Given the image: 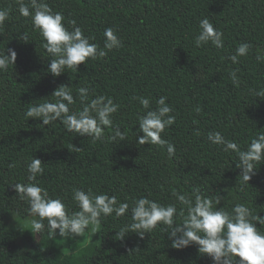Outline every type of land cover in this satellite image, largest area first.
I'll return each instance as SVG.
<instances>
[{
	"label": "trees",
	"instance_id": "1",
	"mask_svg": "<svg viewBox=\"0 0 264 264\" xmlns=\"http://www.w3.org/2000/svg\"><path fill=\"white\" fill-rule=\"evenodd\" d=\"M46 3L63 14L69 30V21L75 20L100 48L105 29L114 28L122 47L54 76L48 71L52 57L31 18L18 12L17 0H0V8L10 10L0 27V53L10 54L7 49L17 53L15 64L0 71V264H213L194 243L173 248L170 229L166 231L164 225L143 237L135 232L122 239L116 236L132 223L134 199L176 203L179 211L173 189L191 194L199 187L204 195L223 197L216 207L231 210L240 202L253 215L264 216V161L255 165L249 184L242 183L236 153L208 140L210 132H220L245 150L264 133V97L256 96L264 91V61L256 59L264 54V0ZM205 18L223 33V48L210 42L195 45ZM241 43H248L249 51L232 63L228 57ZM233 71L237 84L231 78ZM60 85L72 89L76 103L70 111L82 107L80 87L89 89L90 98L103 95L119 105L102 139L93 142L91 137L68 132L60 121L43 125L37 118L25 117L30 103L51 99ZM161 96L176 117L161 133L175 146L171 158L166 146L137 143L143 136L138 118L147 110L134 97L149 98V110H154ZM115 128L125 132V141L110 139ZM32 158L39 159L44 169L35 182L53 198H61L69 211H79L72 200L76 188L115 196L129 203L128 212L102 217L82 237L63 238L58 229L54 237L46 229L36 233L26 211L29 206L15 190V184L29 182L27 165Z\"/></svg>",
	"mask_w": 264,
	"mask_h": 264
},
{
	"label": "clouds",
	"instance_id": "2",
	"mask_svg": "<svg viewBox=\"0 0 264 264\" xmlns=\"http://www.w3.org/2000/svg\"><path fill=\"white\" fill-rule=\"evenodd\" d=\"M18 12L24 17H30L35 30L42 37L43 47L52 57L48 71L54 76H60L65 68H75L85 63L89 58L98 59L107 55V51L122 47L115 29L106 28L104 31V45L90 42L76 21H69L71 30L65 26V17L61 12L53 11L46 0H17ZM10 10L0 8V27L8 19ZM199 34L194 43L197 47L211 43L216 48H223V33L214 28L209 19L200 21ZM27 41V38H22ZM250 45L241 43L235 53L228 57L232 63H238L239 57L247 55ZM7 53H0V71L7 70L14 65L17 53L7 49ZM258 62L264 61V54H257ZM233 84L239 81L236 72L231 73ZM77 95L82 105L76 111H70V106L76 103L72 89L68 85H60L49 96L51 99L41 103H30L25 112L26 118H37L43 125L60 121L65 130L81 136L91 137L93 142L103 137L104 129L112 125V114L118 111L119 105L111 98L103 95L89 97V89L80 87ZM257 97H264V91L256 92ZM138 99L143 109L147 110L138 118L139 131L143 133L137 143L165 147L169 158L175 154V146L161 138L165 128L172 126L176 117L173 109L166 103L167 98L161 96L156 101V108L150 109V99ZM199 112L200 108H196ZM110 139L125 141L126 135L120 128L113 129ZM208 140L216 145H222L223 151L235 152L238 157L236 167L241 169L242 183L249 184L256 169L255 165L264 161V133L258 134L241 150L239 145L222 136L220 132H210ZM77 150H80L76 148ZM261 164V163H260ZM9 167H15L10 164ZM28 183L15 184L19 198L28 204L27 214L32 217L31 226L36 233H43L45 229L51 236L59 230L60 237H82L87 227L99 224L102 217L123 216L129 210V203L119 202L115 196L106 193L93 194L92 190L73 188L72 200L79 211H69L61 198H53L48 191L40 187L35 181L43 174L42 162L32 158L27 165ZM172 196L181 206L179 211L176 203L160 204L146 197L134 199L131 206L132 223L117 233V239H122L126 233L135 232L141 237L151 232L158 225L167 226L172 247L182 249L193 243L198 246L200 254H207L213 264H264V216L253 215V211L244 203L237 202L226 210L219 205L223 197L204 195L199 187L192 193H181L172 190ZM180 219L182 222L177 223ZM47 221V224L44 221ZM259 225V227L257 226Z\"/></svg>",
	"mask_w": 264,
	"mask_h": 264
}]
</instances>
